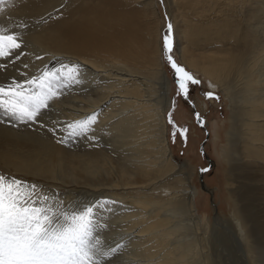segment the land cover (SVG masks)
Here are the masks:
<instances>
[{"label": "bare ground", "instance_id": "6f19581e", "mask_svg": "<svg viewBox=\"0 0 264 264\" xmlns=\"http://www.w3.org/2000/svg\"><path fill=\"white\" fill-rule=\"evenodd\" d=\"M164 6L174 23V54L220 91L229 107L228 147L219 153L227 158L231 177L237 170L243 175L236 180V198L245 209L240 232L251 253L250 223L264 232V0H164ZM3 7L0 27L27 21L29 30L27 55L0 61L10 65L0 72V84L56 67L58 61L79 62L87 72L83 84L64 89L39 124L19 123L12 129L0 123V166L45 182L40 185L45 191L46 184L74 186L66 188L70 195L90 184L118 202L111 212L120 208L121 215L111 221L123 229L126 250L142 257L133 263L188 264L196 243L182 240L184 228L175 220L186 218L196 230L202 218L198 189L168 142L173 85L162 56L159 2L13 0ZM93 112H101L95 133L104 128L109 137L120 133L124 140L127 153L116 173L106 168L109 154L97 147L56 143L65 134L53 135L55 120L73 121ZM102 168L109 177H102Z\"/></svg>", "mask_w": 264, "mask_h": 264}, {"label": "snow or ice", "instance_id": "6c2138e0", "mask_svg": "<svg viewBox=\"0 0 264 264\" xmlns=\"http://www.w3.org/2000/svg\"><path fill=\"white\" fill-rule=\"evenodd\" d=\"M12 2L0 0V6ZM28 30L27 21L11 28L0 27V61L15 62L27 55ZM161 38L163 56L173 70L177 95L189 103L196 121L202 124L201 113L195 110L196 104L190 95L191 86L201 81L174 58V23L167 17ZM57 63L56 67H46L32 75L24 73L22 78L18 74L0 84V115L17 123L39 124L43 112L60 99L64 89L83 84L87 72L84 65L72 61ZM9 66L0 64V72ZM204 96L219 100L211 91ZM100 115L101 112H93L73 121H57L52 128L53 135L56 131L65 135L56 143L67 144L74 138L94 134ZM168 123L172 126L173 142L180 138L186 144L189 129L177 126L171 113ZM117 203L102 198L65 205L58 194L45 191L39 184L0 173V264H119L128 245L106 239L109 223L103 219Z\"/></svg>", "mask_w": 264, "mask_h": 264}, {"label": "rangeland", "instance_id": "374dc122", "mask_svg": "<svg viewBox=\"0 0 264 264\" xmlns=\"http://www.w3.org/2000/svg\"><path fill=\"white\" fill-rule=\"evenodd\" d=\"M157 1L159 2V6L161 8L160 11L163 15L164 29L165 18L167 17L170 20L171 18L166 13L164 2L161 3V0ZM3 6L4 5L0 6V9H3ZM259 32L261 31L259 30ZM174 50L177 51L176 46H174L173 51ZM175 53L176 55L173 52L174 58L201 81L199 85L191 86L190 95L191 99L196 104L195 110L201 113L203 119L202 124L196 121L193 115V108L189 105V103L177 95V88L173 82V70L166 63L162 52L164 65L167 68L166 70L171 77L173 85L170 108L166 116L169 146L175 159L187 166L191 184L197 188L199 192L196 201L199 216L202 218L200 226L195 230L194 227L190 226L186 218H181L180 220L177 219V221L175 220L176 224L179 222V225L184 228L186 237L182 238V240L193 239L196 243L197 250L195 248V253L193 254V257L190 258L188 264H264V232L262 229L260 230L257 225L250 223V225L253 226L252 229L254 230L250 244L252 248L251 253L248 252V246H246L245 240L241 237L242 232H240V227L242 228L243 226L242 218L245 215V209L240 206L241 203L238 202L236 198V195L238 194V185L236 180L240 181V177L243 178L242 172L237 170L235 171L236 177H231L228 172L230 166L227 163V158L223 157L221 153H219L222 152V148L225 149L228 147L226 133L230 129L229 107L226 106L227 103L222 93L218 90L214 91L203 76L193 72L187 68L185 64L181 63L180 59H178L179 55L177 52ZM261 74V79L263 80L262 88L264 89V66ZM237 89L240 90L239 85H237ZM209 91L214 92L215 95L219 97V100L206 99L204 93ZM169 113H171L172 119L177 126L187 127L189 129L186 144L180 138H177L176 141L173 142L170 135L172 126L168 123ZM0 121H3L1 124L12 129H18L20 124L23 125V123L19 124L16 121L2 115H0ZM57 121L63 122L62 119H58L55 120L53 124H56ZM28 127L31 128V126ZM57 127L59 128L60 126L57 125ZM60 132L61 131H56L55 136ZM105 132V129L102 128L101 132L98 131L95 134L90 133L87 137H78L74 143L68 142L67 145L70 144L68 145L70 148L77 147L74 146L77 143H83V146H79L84 150H92L97 147L100 151L107 154V156L109 154L108 158L111 160H109L106 168H113V172L116 173V169H118L117 167L120 165L119 163L122 162L123 156L127 153L124 150V140L120 133L110 135L109 137V135ZM93 135L96 136L94 140L92 139ZM93 143L98 146L93 148ZM115 157L117 159H115ZM241 158L242 156L237 157L236 163L239 164ZM101 166L104 168L103 164H101ZM103 168L102 170L104 175L102 177H109V175H107V171L105 172ZM203 168H207L209 171L201 172L200 170ZM0 173H5L30 183H36L39 185H43V183H45L37 181L34 178H25V176L11 172L1 166ZM81 186L83 187L81 188ZM45 187L46 191L51 190V192L58 194V196L63 199L65 205L92 202L102 198L111 199L110 196H107L105 193H101V191L97 190L90 184L78 186L75 188L76 191L70 195H67V192H70L68 190H70V188H74V186H52V188L49 184H46ZM105 187L108 186H104L100 189H106ZM118 191L120 192L122 189H119ZM119 211H121L120 208H116L115 212H109L107 213L108 215L105 214L103 217V219L109 223V229L106 236L108 241L118 240L121 238L119 240L123 242L124 239H126V236L123 238L125 233H123V229L120 224H114V222L111 221L115 216L120 217L121 213ZM120 223L122 225L123 222ZM202 253H204V255ZM140 258L142 259L136 251L134 252L132 249H125L120 258L119 264H136L135 262L133 263V259L136 261L141 260Z\"/></svg>", "mask_w": 264, "mask_h": 264}]
</instances>
